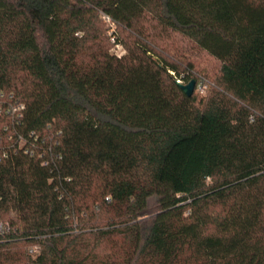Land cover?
I'll use <instances>...</instances> for the list:
<instances>
[{"label": "trees", "instance_id": "trees-1", "mask_svg": "<svg viewBox=\"0 0 264 264\" xmlns=\"http://www.w3.org/2000/svg\"><path fill=\"white\" fill-rule=\"evenodd\" d=\"M0 93V264H264V0H0Z\"/></svg>", "mask_w": 264, "mask_h": 264}, {"label": "built area", "instance_id": "built-area-1", "mask_svg": "<svg viewBox=\"0 0 264 264\" xmlns=\"http://www.w3.org/2000/svg\"><path fill=\"white\" fill-rule=\"evenodd\" d=\"M106 21H108V18H105ZM112 53L114 55H116L117 57H121L122 55L125 54L124 49L122 48L121 45L119 44H114L113 45V49L111 50ZM177 83L181 84L182 81L177 79L176 80ZM196 91H198L199 93H203L204 91V87L199 84L196 86ZM3 94L0 93V113L3 112L5 113L7 116L11 117V127L12 128H16V126H18L21 123V118H22V110L24 109V106L22 104H10L7 103L5 104V100H3L2 98ZM7 130V127L4 129ZM16 140L14 143L7 145V147L3 144H1L0 142V148L2 149V153L0 155V157H7L8 153L7 152L9 149H14L16 150H24V153H28L30 156H36L39 160H41V165L42 166H47L48 164H50V158H45L46 156V152H51L52 149V144H51V138L48 140L47 143H44V141L39 142L37 141V139L35 138L34 143H30L28 142L29 140L25 139L22 135L18 134L16 131ZM30 136L32 137V134H30ZM30 137V138H31ZM11 136H7L6 137V141L5 143H9L11 141ZM1 140V138H0ZM27 141V142H26ZM7 149V150H6ZM13 151V152H15ZM37 151V153H36ZM49 159V160H48ZM7 228L5 227L4 224H0V232H4Z\"/></svg>", "mask_w": 264, "mask_h": 264}, {"label": "rangeland", "instance_id": "rangeland-1", "mask_svg": "<svg viewBox=\"0 0 264 264\" xmlns=\"http://www.w3.org/2000/svg\"><path fill=\"white\" fill-rule=\"evenodd\" d=\"M170 40L174 45L178 46V49L182 50L183 54L186 58H191L195 64L197 70L202 72H207L210 76L215 71V68L217 66V63L214 59L209 57L204 52L198 50V49H192L191 50V43L187 41V39L182 38L180 35L170 32ZM113 49V46L111 50ZM112 52V51H111ZM204 93V91H203ZM202 93V94H203Z\"/></svg>", "mask_w": 264, "mask_h": 264}, {"label": "water", "instance_id": "water-1", "mask_svg": "<svg viewBox=\"0 0 264 264\" xmlns=\"http://www.w3.org/2000/svg\"><path fill=\"white\" fill-rule=\"evenodd\" d=\"M194 86H195V81H193V80H191L187 84H180L181 90L188 97H190L193 94Z\"/></svg>", "mask_w": 264, "mask_h": 264}]
</instances>
